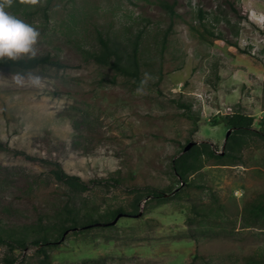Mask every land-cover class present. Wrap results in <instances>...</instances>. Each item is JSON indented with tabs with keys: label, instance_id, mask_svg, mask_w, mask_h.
Here are the masks:
<instances>
[{
	"label": "rangeland",
	"instance_id": "374dc122",
	"mask_svg": "<svg viewBox=\"0 0 264 264\" xmlns=\"http://www.w3.org/2000/svg\"><path fill=\"white\" fill-rule=\"evenodd\" d=\"M166 2L5 8L40 33L37 56L63 65L0 66V226L54 222L69 204L103 220L126 210L115 224L67 232L49 247L51 264H264V216L248 211L264 202V138L249 137L239 160L206 162L188 184L173 169L188 141L224 149L229 112L264 128V0H178L176 14ZM100 33L128 49L138 36L139 82L91 57ZM57 163L88 189L60 181ZM145 186L166 195L131 213ZM38 248L0 242V264H41Z\"/></svg>",
	"mask_w": 264,
	"mask_h": 264
},
{
	"label": "trees",
	"instance_id": "16d2710c",
	"mask_svg": "<svg viewBox=\"0 0 264 264\" xmlns=\"http://www.w3.org/2000/svg\"><path fill=\"white\" fill-rule=\"evenodd\" d=\"M174 3H165V7L172 14H176ZM235 7L234 2H230ZM229 3V4H230ZM14 5H24L20 0H13ZM230 5V6H231ZM201 17H205V13L201 10ZM138 37V36H137ZM133 39L131 49L125 46L117 45L111 38L103 36L101 33L98 37V50H91V57L101 64L113 67L117 73L127 77L135 78V82L141 79V64L139 61L140 41L139 38ZM62 66L63 64L47 54L36 56L34 59L21 57L18 60H10L8 58L0 59V66L15 70H29L47 63ZM227 124L233 129L232 133L227 137L224 149L219 152V146L210 142L195 143L188 151H184L173 160V169L185 184L189 183L192 174L201 170L206 162L217 160L221 164H227L230 160H239L242 157V151L248 138L253 134L264 138V128L256 129L255 116L242 113L240 111L229 112L225 115ZM190 141H188L189 143ZM0 142V146H2ZM186 147V146H185ZM23 153V152H22ZM25 154V153H23ZM28 158L36 159L32 155L25 154ZM55 176L62 182L66 183L75 191H85L88 185L79 177L67 173L60 163L56 164L54 169ZM173 191V190H171ZM166 195L165 191L151 186L139 187L135 197L133 198V210L131 213H139L141 203L148 198H160ZM126 211L124 208H115L110 211L109 218H95L90 214H82L77 206L67 205L57 215L58 220L48 223L41 221L39 223L25 225L21 228H5L0 226V242L8 244L10 249L14 251L18 248H26L28 246L39 247L38 252L43 254L41 264H51L49 247L57 243L70 230L89 229L96 225H110L118 214ZM248 211L256 217L264 216V202H260L248 208ZM5 264H15L16 258L13 255L5 257Z\"/></svg>",
	"mask_w": 264,
	"mask_h": 264
},
{
	"label": "clouds",
	"instance_id": "9594fccd",
	"mask_svg": "<svg viewBox=\"0 0 264 264\" xmlns=\"http://www.w3.org/2000/svg\"><path fill=\"white\" fill-rule=\"evenodd\" d=\"M21 4L35 6L39 0H20ZM13 0H0V59L8 58L10 60H18L21 57L34 59L37 56L36 45L40 33L5 11V8L11 6ZM16 82L23 86L25 83L23 76H17ZM28 82L35 87L41 85V78L36 75H30ZM147 84V74L145 79L140 82V87L136 89L137 93L143 91V87Z\"/></svg>",
	"mask_w": 264,
	"mask_h": 264
},
{
	"label": "water",
	"instance_id": "95a60500",
	"mask_svg": "<svg viewBox=\"0 0 264 264\" xmlns=\"http://www.w3.org/2000/svg\"><path fill=\"white\" fill-rule=\"evenodd\" d=\"M232 131H233V129H230L229 131H228V135H227V137L232 133ZM195 143H198L197 141H191V142H189L187 145H186V147H185V151H188ZM122 216V214H119L112 222H110V224H115L118 220H119V218Z\"/></svg>",
	"mask_w": 264,
	"mask_h": 264
}]
</instances>
